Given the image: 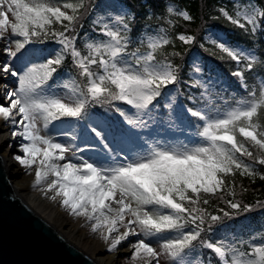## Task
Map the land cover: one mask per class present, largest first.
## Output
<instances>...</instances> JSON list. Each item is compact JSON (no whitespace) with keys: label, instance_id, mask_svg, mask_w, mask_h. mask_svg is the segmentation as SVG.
Instances as JSON below:
<instances>
[{"label":"snow or ice","instance_id":"obj_1","mask_svg":"<svg viewBox=\"0 0 264 264\" xmlns=\"http://www.w3.org/2000/svg\"><path fill=\"white\" fill-rule=\"evenodd\" d=\"M229 3L232 10L220 6L218 14L230 25L248 36L264 33V0ZM100 7L95 0H0V73L17 82L0 116L19 137L14 160L34 169L33 187L83 218L108 251L129 247L133 262L161 264L163 256L190 264L199 248L210 253L206 264H264V237L205 238L233 215L209 211L211 198L240 210L225 199L236 195L235 178L264 181V57L219 35L203 38L235 63L229 75L243 95L226 97L211 69L205 77L193 63L189 79L182 77L176 42L192 45L196 36L177 34L173 19L137 32L128 0H108L97 15ZM165 14L194 20L176 5ZM49 42L57 47L33 48ZM181 95L186 102L178 103Z\"/></svg>","mask_w":264,"mask_h":264},{"label":"trees","instance_id":"obj_2","mask_svg":"<svg viewBox=\"0 0 264 264\" xmlns=\"http://www.w3.org/2000/svg\"><path fill=\"white\" fill-rule=\"evenodd\" d=\"M98 1L95 0L96 3ZM54 2H76V0H54ZM128 5L129 14L135 16L133 26L137 32H142L149 27L155 29L158 24L161 27H165L166 24L161 23V21L173 19L178 25L175 29L177 34L183 32L184 34L196 36V43L192 45L176 42V50L182 53L183 59L177 57L175 62L181 65V75L185 80L189 79L188 73L192 72V64L195 63L202 67L205 77H207L209 69H211L213 74H219L223 78L222 84L218 85L217 88H227V91H222L221 94L228 97L231 92H235L238 98L243 95L235 79L229 75L235 69V63L226 56L221 60L220 56L222 54L203 39L209 31H216L234 46L264 57V33H258L256 36L245 35L218 14L220 6H227L230 11L232 10L229 0H128ZM168 5H176L189 11L194 20L192 22H184L181 19L166 15L165 7ZM90 28L91 25L86 20L83 31L90 32ZM200 44H204V48L207 51L201 49L199 47ZM56 47L57 45L51 42L33 46L36 51L40 49L51 50ZM16 65L19 67L20 62L16 61ZM64 67L68 68L69 66L66 64ZM62 73L63 69L58 75ZM195 75L199 78V74ZM249 82L258 84L259 79L253 80V75L249 74ZM181 87L183 88L184 86L182 85ZM193 91L196 90L194 89ZM186 94L187 89L184 90V95ZM182 101L186 102L183 100V95L178 96V103ZM77 142L79 143V141ZM233 187L236 195L234 197L226 196L225 199H235L241 203L242 208L240 210L229 209L227 205L215 197L211 198L209 211L224 208L225 211H229L233 215L231 219L226 218L221 224L214 226V230L208 233L205 238L215 240L226 237L229 240L242 241L251 240L255 236L259 240L264 237V181L259 178L237 176ZM244 205L251 206L253 210L244 212ZM208 257H210L208 250L198 248L196 252L188 257V260L190 264H197L198 261H204V264H206V258ZM213 264H216L214 259Z\"/></svg>","mask_w":264,"mask_h":264},{"label":"water","instance_id":"obj_3","mask_svg":"<svg viewBox=\"0 0 264 264\" xmlns=\"http://www.w3.org/2000/svg\"><path fill=\"white\" fill-rule=\"evenodd\" d=\"M0 264H98L17 194L0 148Z\"/></svg>","mask_w":264,"mask_h":264},{"label":"bare ground","instance_id":"obj_4","mask_svg":"<svg viewBox=\"0 0 264 264\" xmlns=\"http://www.w3.org/2000/svg\"><path fill=\"white\" fill-rule=\"evenodd\" d=\"M0 77L1 74H0ZM5 132V128H3ZM1 133L2 143L7 144L11 141L6 133ZM5 167L11 180H14L19 174L17 171V162L12 156H4ZM33 181L22 180V184H15L14 188L20 198L48 224L53 226L65 239L75 245L88 255H90L98 264H121V255L126 252L124 246L117 250L108 251V245L99 237L98 234L91 233L86 226L83 218L71 216L57 201L48 199L44 192H26L33 184ZM13 182V181H12ZM15 183V182H13ZM51 193L48 194L50 196Z\"/></svg>","mask_w":264,"mask_h":264},{"label":"rangeland","instance_id":"obj_5","mask_svg":"<svg viewBox=\"0 0 264 264\" xmlns=\"http://www.w3.org/2000/svg\"><path fill=\"white\" fill-rule=\"evenodd\" d=\"M108 2V0H100L98 2V4H100V9L97 10V15H103L104 14V6L105 4ZM129 11V10H128ZM222 36L224 37L222 34L217 33L216 31H209L205 37H209L210 39H216L217 36ZM4 59V57L2 55H0V61H2ZM2 77H0V103H7V101L3 100V96L6 93L7 90L9 89H14L17 86V82L15 80L14 77L12 76H4L3 73H0ZM5 128V132L4 129ZM13 126L10 123L5 122L4 118L2 116H0V144L2 143V137H1V133H6V136L9 137L11 139V141L9 143H5L3 145H1V149H2V154L4 156H12L14 157V154H17L19 152V148H18V141H19V137H13L12 132H13ZM17 171L19 172L18 176L16 178H14V180H12L13 185H15L16 183L21 185L22 184V180H28V181H33V184L28 188V190L26 192H42L41 190V186H37V187H33L34 183H35V171L34 169L31 170V172L22 167L20 164H17ZM126 252H124L120 259H121V264H143L142 261L137 260L136 262H133L129 259L130 253H131V249L129 247H125ZM161 264H170V262L167 260L166 257H161Z\"/></svg>","mask_w":264,"mask_h":264}]
</instances>
